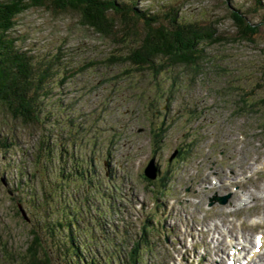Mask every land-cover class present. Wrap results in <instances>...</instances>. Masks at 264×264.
Masks as SVG:
<instances>
[{
    "label": "rangeland",
    "instance_id": "obj_1",
    "mask_svg": "<svg viewBox=\"0 0 264 264\" xmlns=\"http://www.w3.org/2000/svg\"><path fill=\"white\" fill-rule=\"evenodd\" d=\"M117 2L163 21L177 13L181 21L212 26L229 39L237 34L232 13L239 11L259 32L252 41L202 44L201 70L182 66L155 78L129 63L99 65L126 54L130 45L84 26L75 12L45 6L19 14L9 36L46 79L38 101L41 122L15 120L0 105V264H28L34 233L48 264H78L82 258L87 264H129L137 241L139 264H220L230 247L242 238L252 243V234L262 231L251 220L262 212L247 209L255 197L264 204V172L256 169L264 168V0ZM163 122V142L153 151L154 132ZM177 149H184L185 159L170 163ZM154 156L150 165L161 173L147 181L143 172ZM72 165L88 169L92 187L85 192L73 184L76 193L69 194L73 185L60 178ZM151 174L156 179L157 169ZM245 174L251 176L238 179ZM185 177V190L198 202L178 207L188 218L183 220V211L173 214L172 225L170 210L154 202L165 207ZM236 187L231 205L207 208L215 192ZM73 194L81 200L63 202ZM75 214L73 226L59 225ZM163 229L178 240L167 244Z\"/></svg>",
    "mask_w": 264,
    "mask_h": 264
},
{
    "label": "trees",
    "instance_id": "obj_2",
    "mask_svg": "<svg viewBox=\"0 0 264 264\" xmlns=\"http://www.w3.org/2000/svg\"><path fill=\"white\" fill-rule=\"evenodd\" d=\"M45 6L57 13L75 12L80 16L84 26L108 38L120 37L122 41L119 44L123 47L130 45L126 54L111 55L99 65L111 67L129 63L138 71L150 72L155 78L169 69L182 66L201 70L200 63L205 59L202 44L252 41L254 35L259 32V27L253 25L239 11L232 13L237 34L229 39L222 37L216 29H212V26L185 23L178 18L177 13H170L169 19L163 21L157 15H151L147 11L136 9L134 5L117 0H0V105L6 108L15 120L25 124L41 122L38 101L46 75L45 72H42L43 74L36 72L31 57L17 48L16 39L10 37L9 32L14 28V19L19 14L31 8ZM139 26L141 31H138ZM87 68L89 65L83 67L81 71ZM163 126L155 134L157 142L162 141L166 132ZM160 142L157 147L160 146ZM87 173L88 169H84L83 166L72 165L69 170L62 171L60 178L67 186L68 183L83 185L82 192H85L87 186L92 187L90 185L92 180ZM74 185L68 186L69 194L76 193ZM50 196L51 194L47 193L46 198ZM67 199L76 202L80 201L81 197L69 195L63 202L68 201ZM69 217L59 222L62 228L67 222L71 226V220L74 221L76 214ZM39 245L40 238L34 233L27 250L28 264H48L47 259L44 260L39 255L37 249ZM139 248L140 244H137L130 251V257L133 259L128 262L129 264H139ZM111 258L112 256L107 257L106 260ZM77 263L87 264L83 258L77 260ZM91 263H97L96 259Z\"/></svg>",
    "mask_w": 264,
    "mask_h": 264
},
{
    "label": "water",
    "instance_id": "obj_3",
    "mask_svg": "<svg viewBox=\"0 0 264 264\" xmlns=\"http://www.w3.org/2000/svg\"><path fill=\"white\" fill-rule=\"evenodd\" d=\"M152 172L155 173V168H154L153 164H151L150 167L147 169L146 174H147L150 178H154V177H152V176H153V175L151 174ZM224 202H225V200H224ZM19 210H20L22 216L24 217V219H25V220H28V217H27L26 211H25V209L21 206V204H19Z\"/></svg>",
    "mask_w": 264,
    "mask_h": 264
},
{
    "label": "bare ground",
    "instance_id": "obj_4",
    "mask_svg": "<svg viewBox=\"0 0 264 264\" xmlns=\"http://www.w3.org/2000/svg\"><path fill=\"white\" fill-rule=\"evenodd\" d=\"M243 251H240L238 255H241L243 254ZM249 255L246 254V256ZM257 260H259L258 262H260V260H264V245L262 247V251L258 254V255H254V259H252L248 264H256L257 263ZM221 263H223V260L221 261Z\"/></svg>",
    "mask_w": 264,
    "mask_h": 264
}]
</instances>
